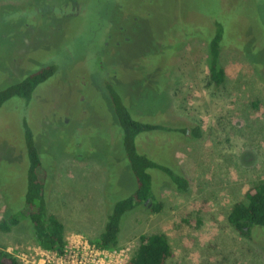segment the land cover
I'll list each match as a JSON object with an SVG mask.
<instances>
[{"label":"rangeland","instance_id":"obj_1","mask_svg":"<svg viewBox=\"0 0 264 264\" xmlns=\"http://www.w3.org/2000/svg\"><path fill=\"white\" fill-rule=\"evenodd\" d=\"M218 23L225 80L215 86L209 39ZM47 65L58 69L31 100L0 107V221L24 205L27 121L48 173L49 212L67 237H100L114 204L137 188L112 85L134 117L162 126L138 134V149L188 180L180 191L149 170L162 208L127 211L117 247L132 256L140 235L164 232L167 264H264V227L244 237L228 219L264 180V0H0V90ZM29 227L25 219L0 229V248L36 244Z\"/></svg>","mask_w":264,"mask_h":264},{"label":"trees","instance_id":"obj_2","mask_svg":"<svg viewBox=\"0 0 264 264\" xmlns=\"http://www.w3.org/2000/svg\"><path fill=\"white\" fill-rule=\"evenodd\" d=\"M223 26L218 23L216 31L209 39L210 48V80L209 84L221 85L225 80L224 68L219 63L221 40L223 39ZM56 65H47L28 74L23 79L8 85L0 90V107L18 96L31 100L35 88L47 80L57 71ZM111 106L117 116L123 133L122 141L125 155L128 158L132 172L135 176L137 188L128 197L118 200L107 215L103 232L97 240H93L101 247H117L118 235L121 230V220L127 211L134 210L142 205L150 206L153 212L162 208L152 190V174L149 170L160 169L165 172L180 191H186L188 180L168 166L156 162L142 153L137 146V136L143 131L161 129L159 124L140 121L134 117L124 103L121 94L111 85ZM25 144L29 159L27 172V190L24 205L19 211L9 212L0 221V229L9 232L22 221L28 219L30 230L35 241L50 249L62 250L66 243L65 226L60 219L49 212L46 198V184L48 173L43 167L31 127L25 122ZM182 134H187V128H180ZM195 138L201 136L198 127L190 132ZM25 209H27L25 211ZM228 219L232 227L244 237H250L255 225L264 227V180L250 185L245 191L244 198L235 202ZM172 248L168 235L164 232L140 235L137 249L126 264H167L172 256ZM0 264H21L6 248H0Z\"/></svg>","mask_w":264,"mask_h":264},{"label":"built area","instance_id":"obj_3","mask_svg":"<svg viewBox=\"0 0 264 264\" xmlns=\"http://www.w3.org/2000/svg\"><path fill=\"white\" fill-rule=\"evenodd\" d=\"M7 251L21 264H126L131 257L128 248L101 247L79 233L68 236L62 250L36 243L23 249Z\"/></svg>","mask_w":264,"mask_h":264},{"label":"crops","instance_id":"obj_4","mask_svg":"<svg viewBox=\"0 0 264 264\" xmlns=\"http://www.w3.org/2000/svg\"><path fill=\"white\" fill-rule=\"evenodd\" d=\"M67 237V236H66Z\"/></svg>","mask_w":264,"mask_h":264}]
</instances>
